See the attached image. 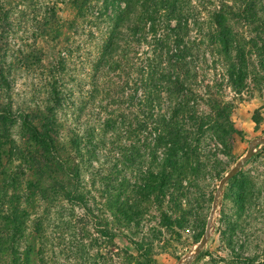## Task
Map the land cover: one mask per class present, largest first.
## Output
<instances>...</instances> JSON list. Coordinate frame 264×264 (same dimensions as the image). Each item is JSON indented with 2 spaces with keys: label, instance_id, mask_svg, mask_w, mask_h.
Returning <instances> with one entry per match:
<instances>
[{
  "label": "rangeland",
  "instance_id": "374dc122",
  "mask_svg": "<svg viewBox=\"0 0 264 264\" xmlns=\"http://www.w3.org/2000/svg\"><path fill=\"white\" fill-rule=\"evenodd\" d=\"M125 1L0 0V72L7 82L6 85L0 82V107L9 106L13 114L11 126L0 123V135L11 133L12 139L21 143L22 115L45 114L51 105L49 99H53V87L61 92L63 104L58 119L62 120V131L77 129L82 135L88 129L97 128V135L88 144L94 146L97 155V158L90 156L94 170L86 166L81 177L85 191L91 193L88 199L93 211L87 213L55 196L38 203L34 210H27L31 216L22 235L14 236L11 229H4L0 223V264H23L26 247L32 253L28 264H183L205 232L220 180L246 154L251 141L264 137V0H181L192 8L199 23L196 28L190 26L189 39L205 42L198 49L204 56L196 61L190 57L191 73L196 75L191 84L197 94L196 102L204 113L211 112L209 100L230 103L235 130L224 143L226 146L206 137L203 147L213 150L216 157L207 162L202 158L204 166L201 162L192 163L202 174L198 180L183 181L185 192L178 195L170 190L164 196L154 195L146 202L135 201V204L131 200L129 208L112 210L100 197L97 183L93 188L94 171L100 169L108 175L117 165L119 184H122L125 176L133 174L136 165L128 169L123 164V152L129 145L125 135H103L99 125L112 112L113 116L129 115L134 125L138 120L143 122L141 119L148 112L139 106V101L145 98L142 86L134 93L133 72L129 78L130 90L127 88L124 96L114 98L112 106L102 108L106 105V101L100 102L102 95L96 99L98 104H105L101 108L91 101V95L103 91V82H109L110 77L112 82L117 81L118 77L95 71V65L112 26L109 19L117 5L121 9L125 7ZM224 7L231 13L225 14L222 30L229 39L231 57L228 60L219 42L206 46L208 40L204 39L213 31L219 41L221 29L211 16ZM239 8L246 12L244 16H238ZM252 10L256 17L251 14ZM151 40L147 33L146 43L125 44L122 49H129L125 52L129 51L130 56L135 51L144 62L152 51ZM230 73L237 80L243 75V83L233 87L228 80ZM165 93H161L160 112L166 107ZM142 128L143 132L131 135L135 144L132 147L146 155L143 145L151 130L149 119L146 128ZM86 159L88 156L87 163ZM0 160L1 165L6 164L5 159ZM142 161L144 171L148 160ZM17 164L18 161H13V166ZM234 177L220 193L205 247L189 264H247L234 259L235 254L225 242L227 236H233L237 255H256L260 261L264 260V144L256 148ZM161 183L159 179L155 185ZM239 185H247L249 191L253 187L260 198L250 200L252 204L242 219V229L232 235L226 231V224L234 223L239 210ZM2 188L0 176V192ZM246 199L249 200L247 196ZM34 212L40 216H33ZM38 220L42 224L36 226Z\"/></svg>",
  "mask_w": 264,
  "mask_h": 264
},
{
  "label": "trees",
  "instance_id": "16d2710c",
  "mask_svg": "<svg viewBox=\"0 0 264 264\" xmlns=\"http://www.w3.org/2000/svg\"><path fill=\"white\" fill-rule=\"evenodd\" d=\"M226 8L228 7L211 16L216 26L221 29L218 33L219 41L213 31L207 34L208 37L204 36V39L208 40L206 46L219 42L223 48L222 54L228 60L231 57L229 39L226 32L222 33L225 28V14H229L225 11ZM113 13L109 19L112 26L98 55L95 71L102 70L104 75L118 78L116 82H112L111 77L109 82H103V91L99 90L96 95H91V101L96 102L98 108L106 104L102 107L105 110L107 106L114 104V98L124 96L126 89L130 90L133 83L135 95L137 87L142 86L145 98L143 102L139 101V106L148 111L141 119L143 122L138 120L134 125L129 115L113 116L114 113L110 109L112 113L106 114L107 117L103 118L99 125L103 135H125L124 140L129 142V145L128 151L123 152V164L128 169L136 165L133 174L125 176L122 184H119L117 165H114V171H109L108 175L100 169L94 171L93 188L97 183L100 197L117 212L122 207L129 208L131 200L134 201L132 204H135V201L146 202L154 195L164 196L170 190L178 195L185 192L183 181L190 178L198 180L202 174V170L195 169L192 163H200L202 158L207 162L209 158L216 157L213 150L203 147L202 143L206 137L214 138L226 146V141L235 129L231 120L230 103L209 100L211 112L204 113L199 109V103L195 99L197 94L191 88L196 75L191 73L190 57L196 61L199 56H204L198 49L205 44L203 39L199 42H196V38L189 39L190 26L196 28L199 24L192 8L181 0H126L125 7L121 9L117 5ZM245 14L244 9H238V16ZM251 14L257 16L253 10ZM131 15L135 17L133 20H130ZM147 33L151 35L153 44L152 51L144 62L138 58L135 51H132L133 56H130L129 49H122L125 44L136 46L146 43ZM131 72L134 74L132 83L129 81ZM242 76L237 80L236 76L230 73L228 80L235 87L243 83ZM0 78V82L6 85L3 72H0ZM164 91L166 107L164 112H160L163 102L161 93ZM60 93L57 87L52 88L53 99H49L51 105L45 114L22 115L23 133L19 135L21 143L17 144L11 133L0 135V158L6 160L5 165H1L0 160V176L3 183L0 192V223L4 229H11L14 236L24 232L26 221L31 216L27 210L36 209L38 203H45L48 198L56 196L59 199L60 196L87 213L93 211V205L88 199L91 193L85 191L81 177L86 166L94 170L90 156L97 158V155L94 146L88 144L97 135V128L88 129L82 135L77 129L62 131V120L58 119L63 104ZM100 97V102L106 101L105 104L97 103L96 99ZM131 101L129 96V102ZM11 118L13 114L10 107H0V123L3 126H11ZM147 119L150 120L151 130L143 145L147 154L141 155L137 149H133L132 145L135 144L131 135L143 132L142 127L146 128ZM144 158H147L148 162L143 171L141 165ZM13 161H18V164L13 166ZM201 164L204 166L203 161ZM159 179H162V183L156 186ZM246 187L247 185H239V210L234 223L226 224V231L231 234L242 229V219L245 218L246 212L250 211L252 204L250 200L260 196L253 187L250 191L246 190ZM118 189L121 190L117 194ZM37 214L34 212L33 216L39 217ZM38 221L36 226L42 224L41 220ZM224 236L225 233L223 238ZM225 242L237 261L264 264V260L260 261L256 255H237L233 236H227ZM25 250L23 264H28L32 253L28 247ZM241 250H244L243 246Z\"/></svg>",
  "mask_w": 264,
  "mask_h": 264
},
{
  "label": "water",
  "instance_id": "95a60500",
  "mask_svg": "<svg viewBox=\"0 0 264 264\" xmlns=\"http://www.w3.org/2000/svg\"><path fill=\"white\" fill-rule=\"evenodd\" d=\"M262 144H264V137L261 138V139H255V140L251 141L246 154L243 157H241L234 164V166L225 174V176L220 180L219 185H218V187L216 189V193H215L213 202H212V207H211L210 214H209V217H208V221H207V224H206L205 232H204L201 240L196 245L195 251L187 259H185L183 264L191 263L196 257L199 256V254L201 253V251L205 247V244L207 243V241H208V239H209V237L211 235L212 221H213V218H214V214L216 212L218 199H219L220 193H221L224 185L238 173V171L242 168V166L249 159H251V157L253 156L254 152L256 151V148L259 145H262Z\"/></svg>",
  "mask_w": 264,
  "mask_h": 264
}]
</instances>
